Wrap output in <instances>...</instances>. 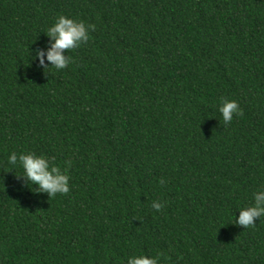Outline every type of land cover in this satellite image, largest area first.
Wrapping results in <instances>:
<instances>
[{
  "label": "trees",
  "instance_id": "1",
  "mask_svg": "<svg viewBox=\"0 0 264 264\" xmlns=\"http://www.w3.org/2000/svg\"><path fill=\"white\" fill-rule=\"evenodd\" d=\"M60 15L95 29L47 69ZM30 152L67 195L9 164ZM262 189L264 0H0V264H264V217L235 223Z\"/></svg>",
  "mask_w": 264,
  "mask_h": 264
},
{
  "label": "clouds",
  "instance_id": "2",
  "mask_svg": "<svg viewBox=\"0 0 264 264\" xmlns=\"http://www.w3.org/2000/svg\"><path fill=\"white\" fill-rule=\"evenodd\" d=\"M95 29V25L88 24L83 20L70 18L65 15H60L56 18L54 24L47 29V35L54 41L51 47L47 50L46 58L50 63L47 69L63 70L72 63L71 56H65V50H75L86 44L90 39V33ZM41 65L45 62L44 51L37 53ZM219 112L222 114V119L225 125L229 124L234 116H242L243 109L236 100H221ZM9 164L17 165L23 169V174L32 183L38 185V191L46 192L50 197H55L57 194L67 195L71 186L69 184L70 175L67 168L61 169L60 166L53 163L51 158L35 153L20 154L12 153L8 159ZM70 167V162H65ZM164 183L163 180L160 181ZM254 203L239 210V217L235 223L245 228H255L256 218L264 217V189L258 190L253 194ZM152 208L156 211H161L164 208V203L154 201ZM127 264H160L159 256L135 255L127 258Z\"/></svg>",
  "mask_w": 264,
  "mask_h": 264
}]
</instances>
